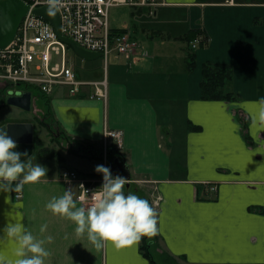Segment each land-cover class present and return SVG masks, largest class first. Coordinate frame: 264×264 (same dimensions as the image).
I'll use <instances>...</instances> for the list:
<instances>
[{"label": "crops", "instance_id": "0c3cea01", "mask_svg": "<svg viewBox=\"0 0 264 264\" xmlns=\"http://www.w3.org/2000/svg\"><path fill=\"white\" fill-rule=\"evenodd\" d=\"M153 2L146 7L153 26L123 28L137 39L141 55L134 60L111 56L106 101L68 96L58 88L44 98L42 110L32 96L27 119L0 124L31 123L32 154L35 124L46 133L57 129L56 140L65 137L70 146H96L85 157L60 141L64 160L70 153L75 170L47 166V175L25 185L19 199L18 193L0 192V235L18 221L37 239L52 236L45 244L50 252L45 264H149L141 241L97 250L86 235H75L71 221L46 209L66 190L62 171L100 175L95 168L103 165L100 144L107 127L123 136L122 150L113 154L108 168L113 177L129 179L125 187L133 186L155 209V257L163 264H264V126L253 123L264 99V0ZM196 31L207 41L192 49L187 39ZM206 64L229 66L227 89L233 100L201 99ZM46 118L50 124L42 126ZM49 150L39 152L50 159L61 154ZM43 225L47 230L41 233ZM13 251L12 244L0 245V256L10 264Z\"/></svg>", "mask_w": 264, "mask_h": 264}, {"label": "built area", "instance_id": "2783aa9c", "mask_svg": "<svg viewBox=\"0 0 264 264\" xmlns=\"http://www.w3.org/2000/svg\"><path fill=\"white\" fill-rule=\"evenodd\" d=\"M28 6L12 42L0 50V92L16 85L34 87L44 95L57 88L69 96L85 95L89 99L106 101V78L99 82L78 80L67 59V47L56 36L52 26L33 14V10L46 7L45 0H20ZM153 0H62L57 12L60 33L87 51L100 53L106 66L112 55L134 60L139 57V44L130 33L114 32L109 28V10L112 7H149ZM198 36L191 48L200 42ZM10 86V87H9ZM92 89L93 92H87ZM10 90V89H8ZM122 132L104 127L102 134L103 166L107 167L109 151L120 152L123 147ZM66 190L71 188L77 204L90 203L91 192L103 183L99 177L81 175L65 170L60 174ZM83 187H82V186ZM211 190H214L213 188ZM85 196V201L78 200ZM21 197L20 193L15 199ZM160 198H156V203Z\"/></svg>", "mask_w": 264, "mask_h": 264}, {"label": "clouds", "instance_id": "9594fccd", "mask_svg": "<svg viewBox=\"0 0 264 264\" xmlns=\"http://www.w3.org/2000/svg\"><path fill=\"white\" fill-rule=\"evenodd\" d=\"M46 14L55 16L62 0H45ZM258 114L253 123L264 126V99L259 102ZM18 147L15 140L4 128H0V192L20 193L25 185L36 184L47 175V169L40 164H33L28 153L15 151ZM102 174L103 183L100 188L91 192L90 203L77 205L72 189L64 191L60 197H53L46 209L54 216L71 221L75 225V235L84 237L97 249L106 247L116 249L137 245L144 238H152L158 232V217L149 201L129 192L125 194V186L129 179L122 176L113 177L111 170L103 165L95 168ZM82 186V185H81ZM83 187V186H82ZM78 200L85 201L81 195ZM47 225L40 228L44 233ZM0 245H14V262L11 264H45L50 256L45 244H50L52 236L37 239L26 230L23 223H8L2 229ZM0 264H10L4 256H0Z\"/></svg>", "mask_w": 264, "mask_h": 264}, {"label": "rangeland", "instance_id": "374dc122", "mask_svg": "<svg viewBox=\"0 0 264 264\" xmlns=\"http://www.w3.org/2000/svg\"><path fill=\"white\" fill-rule=\"evenodd\" d=\"M153 11V8L151 9ZM109 28L110 29H115V30H126L123 28H138V27H144L146 26H153V18L149 14L148 8H137V7H128V6H120V7H112L109 10ZM160 25V24H159ZM153 29V28H152ZM150 29V30H152ZM182 47V46H181ZM166 49H169V47H166ZM140 50V49H139ZM141 55V53H140ZM139 55V56H140ZM112 58V57H111ZM110 58L109 65L107 64V69L112 63ZM68 60L69 64L74 70V74L77 79L80 78H86V77H91V78H102V81L104 78H106V74L104 75V63L102 59H97L94 61H84L77 57L73 51L70 49L68 52ZM107 81V78H106ZM108 85V83H107ZM17 89H26L30 90V93L32 96L35 98V108H38L42 110V106L44 103V99L41 97L40 92L34 88H26L23 85H16L11 88V90L15 91ZM6 96V95H5ZM107 96H108V86H107ZM27 115H30V113L23 111L17 107L10 106L6 104V99L0 98V124L5 123V122H11V121H19L23 119H27ZM46 124H42V126H46L47 124H50V121L46 118L44 120ZM51 127L54 128L52 125ZM42 129L35 124L34 129H35V134L37 135V139L35 140V143L37 146L34 147L33 154H31L30 158L32 160V163L35 164H40L43 167L47 166H54L55 170L58 165H62L66 169H74L75 167L71 165V163H74L70 160L68 155H71L70 153H66V160H64V149L62 148V145H65L66 149H69V143L66 144L64 137L62 140H56V136L59 135L58 130H53L51 133H46L47 129ZM57 142L58 145L54 142ZM63 141V144L62 142ZM41 148L46 149L47 152H51L49 150L54 148V149H59L61 150V154L55 155L54 159L46 158L44 154L40 153L39 150ZM54 151V150H52ZM57 153L56 151H54ZM88 163V162H87ZM50 167H48L47 170H49ZM75 170V169H74ZM125 194H128L129 192L136 194L140 196L141 198L145 199L144 196H142L139 193L134 192V187L128 189L125 187L124 189ZM155 261L157 264H163V262L155 257Z\"/></svg>", "mask_w": 264, "mask_h": 264}, {"label": "water", "instance_id": "95a60500", "mask_svg": "<svg viewBox=\"0 0 264 264\" xmlns=\"http://www.w3.org/2000/svg\"><path fill=\"white\" fill-rule=\"evenodd\" d=\"M28 6L20 0H0V50L7 47L13 40L21 20L26 15ZM33 14L38 18L47 21L52 26L58 39L66 44L73 53L84 61H94L101 58L98 53L84 50L71 39L65 38L60 34L59 17L46 14V7L35 9ZM6 104L17 107L23 111L31 110V93L16 91L14 95L6 97ZM8 131V134L15 140L18 147L15 151L27 152L28 157H21L22 161L30 158L32 154L33 125L31 123H7L1 125Z\"/></svg>", "mask_w": 264, "mask_h": 264}, {"label": "trees", "instance_id": "16d2710c", "mask_svg": "<svg viewBox=\"0 0 264 264\" xmlns=\"http://www.w3.org/2000/svg\"><path fill=\"white\" fill-rule=\"evenodd\" d=\"M114 32L122 33L124 32L123 30H113ZM198 36L201 37L200 42L198 43L197 47L203 46L207 38L203 36V33H200L198 31L194 32L192 34V37L187 39L189 44L193 42ZM188 65L189 68H192L194 66V59L192 55L190 54L188 56ZM231 81V69L227 65H211V64H206L202 68V80L200 84V89H201V99L202 100H210V101H231L234 99V94L229 92L227 89L228 84ZM42 98H46L43 95H41ZM45 103L48 104V101L45 99ZM65 138V137H64ZM67 140V139H66ZM72 146L70 147L69 151L74 152L78 155L81 156H87L93 153V150H89V148H94L96 146H88L84 147V144H75V143H70ZM86 150H84V149ZM95 149V148H94ZM117 153L114 151H111L108 153V160L107 163L110 162L111 158ZM118 158V157H117ZM109 167V166H108ZM156 241H157V236H154L152 238H144L141 240V245H140V250L145 256V258L148 260L149 264H157L155 261V252H156ZM177 264V263H173Z\"/></svg>", "mask_w": 264, "mask_h": 264}, {"label": "flooded vegetation", "instance_id": "af4514ba", "mask_svg": "<svg viewBox=\"0 0 264 264\" xmlns=\"http://www.w3.org/2000/svg\"><path fill=\"white\" fill-rule=\"evenodd\" d=\"M0 97H1V95H0Z\"/></svg>", "mask_w": 264, "mask_h": 264}]
</instances>
